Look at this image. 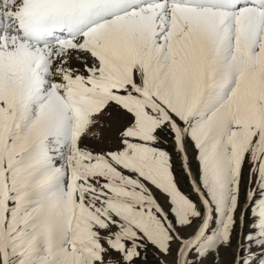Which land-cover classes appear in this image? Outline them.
I'll list each match as a JSON object with an SVG mask.
<instances>
[{
  "label": "snow or ice",
  "instance_id": "1",
  "mask_svg": "<svg viewBox=\"0 0 264 264\" xmlns=\"http://www.w3.org/2000/svg\"><path fill=\"white\" fill-rule=\"evenodd\" d=\"M0 264H264V0H0Z\"/></svg>",
  "mask_w": 264,
  "mask_h": 264
}]
</instances>
